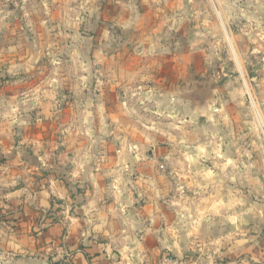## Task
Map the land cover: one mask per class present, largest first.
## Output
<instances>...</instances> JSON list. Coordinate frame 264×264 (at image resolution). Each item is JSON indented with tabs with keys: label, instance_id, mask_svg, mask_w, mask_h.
Returning <instances> with one entry per match:
<instances>
[{
	"label": "rangeland",
	"instance_id": "obj_1",
	"mask_svg": "<svg viewBox=\"0 0 264 264\" xmlns=\"http://www.w3.org/2000/svg\"><path fill=\"white\" fill-rule=\"evenodd\" d=\"M263 2L0 0L8 36L1 45L24 53V77L46 81L51 75L61 82L63 90L54 92L59 114L82 110L90 117L87 135L80 128L73 132L63 119L55 122L51 148L64 147L59 134L69 128L77 144L68 139L67 146L75 151H120L121 143L138 144L130 151H194L202 177L195 169L190 176L201 187L185 189V196L196 197L199 217L211 216V229L229 234L236 256L223 262L241 264L255 254L243 253V243L259 249L253 258L263 262ZM81 73L80 85L73 74ZM135 85L142 93L153 89L178 98V117L155 120L149 107L133 104L135 97L128 101V87ZM103 97L114 107L105 110ZM130 107L135 114H126ZM167 123L176 127L169 139ZM207 181L211 185L204 188ZM166 256L192 264L190 257Z\"/></svg>",
	"mask_w": 264,
	"mask_h": 264
},
{
	"label": "crops",
	"instance_id": "obj_2",
	"mask_svg": "<svg viewBox=\"0 0 264 264\" xmlns=\"http://www.w3.org/2000/svg\"><path fill=\"white\" fill-rule=\"evenodd\" d=\"M3 8L1 3L0 13ZM3 18L0 16V158L4 163L0 166V264H55L64 257L73 264H155L169 254L190 257L192 264H228L222 258L236 256L229 234L211 229V216L199 217L196 197L185 196V189L201 187L198 177L190 176L195 169L202 177L194 165L200 156L194 151H130L138 144L130 147L125 143L120 151H75L67 146L70 141L72 147L77 144L69 128L59 134V139H65L64 147L55 144L51 148L55 122L63 119L64 126L73 132L80 128L87 135L90 117L82 110H66V115L57 112L54 92L64 87L60 81L54 83L51 75L46 81H31L30 76L22 75L29 72L24 67L29 62L24 53L1 45L8 38ZM73 75L81 85L83 74ZM134 87H128L130 97L124 98L132 101L135 97L134 105L149 107L153 119L178 117L177 107L182 105L178 98L155 95L153 89L142 93ZM105 97L101 106L109 110L114 103L110 106ZM117 97L122 99L120 93ZM126 112L135 114L132 107ZM166 126L169 139L173 135L168 132L175 129L173 123ZM210 185L207 181L203 187ZM243 244L239 246L245 254L259 250ZM255 254L246 255L241 264H264L254 260Z\"/></svg>",
	"mask_w": 264,
	"mask_h": 264
},
{
	"label": "built area",
	"instance_id": "obj_3",
	"mask_svg": "<svg viewBox=\"0 0 264 264\" xmlns=\"http://www.w3.org/2000/svg\"><path fill=\"white\" fill-rule=\"evenodd\" d=\"M55 264H73L69 257H64L57 261ZM156 264H189L184 261L181 257H170V256H163L159 259Z\"/></svg>",
	"mask_w": 264,
	"mask_h": 264
},
{
	"label": "water",
	"instance_id": "obj_4",
	"mask_svg": "<svg viewBox=\"0 0 264 264\" xmlns=\"http://www.w3.org/2000/svg\"><path fill=\"white\" fill-rule=\"evenodd\" d=\"M45 264H51V263L48 261V262H46Z\"/></svg>",
	"mask_w": 264,
	"mask_h": 264
}]
</instances>
